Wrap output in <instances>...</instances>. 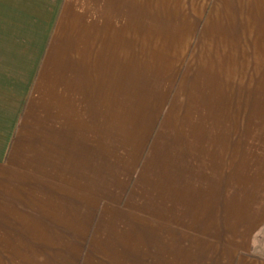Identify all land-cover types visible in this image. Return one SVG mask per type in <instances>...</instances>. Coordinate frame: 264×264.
Masks as SVG:
<instances>
[{
	"label": "crops",
	"instance_id": "1",
	"mask_svg": "<svg viewBox=\"0 0 264 264\" xmlns=\"http://www.w3.org/2000/svg\"><path fill=\"white\" fill-rule=\"evenodd\" d=\"M0 264H264V0H0Z\"/></svg>",
	"mask_w": 264,
	"mask_h": 264
}]
</instances>
